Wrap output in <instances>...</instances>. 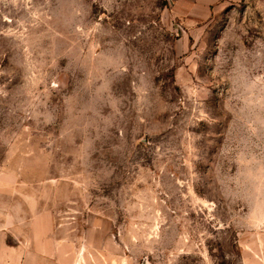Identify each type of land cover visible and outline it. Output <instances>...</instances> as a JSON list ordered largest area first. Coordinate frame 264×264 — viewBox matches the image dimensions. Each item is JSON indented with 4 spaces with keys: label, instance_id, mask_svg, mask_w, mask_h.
<instances>
[{
    "label": "rangeland",
    "instance_id": "1",
    "mask_svg": "<svg viewBox=\"0 0 264 264\" xmlns=\"http://www.w3.org/2000/svg\"><path fill=\"white\" fill-rule=\"evenodd\" d=\"M53 252L264 264V0H0V264Z\"/></svg>",
    "mask_w": 264,
    "mask_h": 264
},
{
    "label": "crops",
    "instance_id": "2",
    "mask_svg": "<svg viewBox=\"0 0 264 264\" xmlns=\"http://www.w3.org/2000/svg\"><path fill=\"white\" fill-rule=\"evenodd\" d=\"M60 239H61V242H63V241L67 242L68 237H61ZM41 253H42V250L38 251L37 255L41 256L42 255ZM23 264H28V263H27V261H24ZM51 264H66V263H65V260L63 258H60L59 256H57L55 254V252H53V258H52Z\"/></svg>",
    "mask_w": 264,
    "mask_h": 264
}]
</instances>
